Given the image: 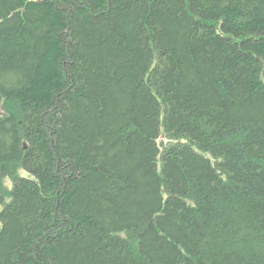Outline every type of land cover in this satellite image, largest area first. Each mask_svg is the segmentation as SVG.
<instances>
[{
	"label": "trees",
	"instance_id": "obj_1",
	"mask_svg": "<svg viewBox=\"0 0 264 264\" xmlns=\"http://www.w3.org/2000/svg\"><path fill=\"white\" fill-rule=\"evenodd\" d=\"M0 206V264H264V0H0Z\"/></svg>",
	"mask_w": 264,
	"mask_h": 264
},
{
	"label": "rangeland",
	"instance_id": "obj_2",
	"mask_svg": "<svg viewBox=\"0 0 264 264\" xmlns=\"http://www.w3.org/2000/svg\"><path fill=\"white\" fill-rule=\"evenodd\" d=\"M20 174L27 176V172H26L25 170H21V171H20ZM6 182H7L9 185L11 184L9 178L6 179ZM0 209H1V206H0Z\"/></svg>",
	"mask_w": 264,
	"mask_h": 264
}]
</instances>
